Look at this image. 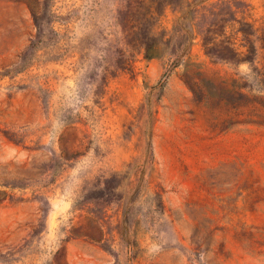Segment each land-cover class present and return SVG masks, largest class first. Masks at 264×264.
<instances>
[{"label":"rangeland","instance_id":"rangeland-1","mask_svg":"<svg viewBox=\"0 0 264 264\" xmlns=\"http://www.w3.org/2000/svg\"><path fill=\"white\" fill-rule=\"evenodd\" d=\"M237 1L252 62L126 51V0H0V264H264V0Z\"/></svg>","mask_w":264,"mask_h":264},{"label":"trees","instance_id":"trees-1","mask_svg":"<svg viewBox=\"0 0 264 264\" xmlns=\"http://www.w3.org/2000/svg\"><path fill=\"white\" fill-rule=\"evenodd\" d=\"M167 7L177 15L171 29L161 22ZM240 9L237 0H126L122 20L117 22L131 37L126 51L137 49L145 60L187 57L199 43L213 60L252 62L256 48L251 37L256 30L245 18H238ZM261 40L264 44V28ZM124 63L129 65L128 60Z\"/></svg>","mask_w":264,"mask_h":264}]
</instances>
